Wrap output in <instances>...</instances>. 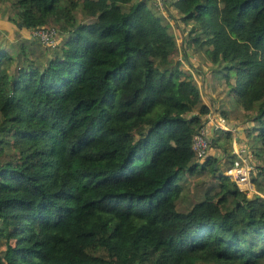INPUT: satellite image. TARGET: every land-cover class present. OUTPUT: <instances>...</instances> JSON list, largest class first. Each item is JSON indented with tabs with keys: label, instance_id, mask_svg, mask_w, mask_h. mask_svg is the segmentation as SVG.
Listing matches in <instances>:
<instances>
[{
	"label": "trees",
	"instance_id": "1",
	"mask_svg": "<svg viewBox=\"0 0 264 264\" xmlns=\"http://www.w3.org/2000/svg\"><path fill=\"white\" fill-rule=\"evenodd\" d=\"M167 1L191 21L181 59L232 78L264 153V0ZM11 4L17 27L66 35L41 59L0 45V264H264V168L245 194L194 160L208 106L151 0ZM206 166L217 188L178 208L180 177Z\"/></svg>",
	"mask_w": 264,
	"mask_h": 264
},
{
	"label": "rangeland",
	"instance_id": "2",
	"mask_svg": "<svg viewBox=\"0 0 264 264\" xmlns=\"http://www.w3.org/2000/svg\"><path fill=\"white\" fill-rule=\"evenodd\" d=\"M164 4H165V0ZM168 1L166 0V3ZM152 3V1H151ZM153 4V3H152ZM154 6V4H153ZM167 6H169L167 4ZM156 8V6H154ZM14 8L11 4V0H0V45H2L3 47L7 48V50L9 52H11L12 55H14L15 51L19 48V45L21 43L25 44V46L27 48H31L30 50H32V55L35 56L39 59L42 58L43 53H47V51L49 50L48 46H45L41 43L38 42V40L36 39V37H34L30 31V28H26V27H17L14 24L13 21V17H14ZM156 10H158V8H156ZM164 13L166 14V20L169 23V30L173 33L175 41H176V48L174 50V54H177L176 56L179 58H184V52L185 54H189L190 48L185 47V49H183V42L185 41V34L187 32V28L189 26V24L191 23V21L187 22V23H183L180 20L177 19L176 14L174 13L175 11H172L169 13V11L167 9H163ZM159 11V10H158ZM160 12V11H159ZM171 14V15H170ZM173 15V16H172ZM77 16H78V12H77ZM52 23L56 26V23H54L52 20H48L47 24ZM66 32L57 29V33H56V37H55V42L60 39L61 37L65 36ZM184 35V36H183ZM191 56V55H188ZM187 56V57H188ZM185 59V58H184ZM189 60H191L192 63L194 64H198V61L196 58H194L193 56L188 58ZM200 62V61H199ZM183 63H186V65L189 66V64L186 61H183ZM203 64V63H202ZM11 66L13 65V63L10 64ZM199 71H205L204 67L199 66ZM211 68V67H208ZM192 72L194 73V75L196 76L197 82L200 86H202V82H201V78L197 75L196 70L192 69ZM220 75L218 76L216 72L211 71L209 72V76H208V80L210 81V83H214L215 81L218 82L220 81ZM205 79V78H204ZM232 80V78H230ZM223 79V90L222 92H224L221 96V101L225 100V96L228 98L229 101V107L231 109H237V110H242L241 106L237 103V101L235 100V97L233 95V93L227 89V85ZM219 94L218 92L214 93V96ZM216 97V96H215ZM218 104V102H216ZM217 111L220 113V115L224 116L225 114H223L224 112L220 109L219 105L216 106ZM236 113L235 111H232L231 114ZM242 113V112H241ZM235 114V116H237L238 120L237 125L239 126L240 130H241V134L243 135V132H245V122L244 120L246 119V115L245 114ZM245 115V116H244ZM249 116V115H248ZM225 117V116H224ZM250 126V125H248ZM249 128V127H248ZM250 132V131H249ZM223 132L220 131V129L218 131H216V135L214 137L215 138V142H219L221 141L220 138L222 137ZM249 136V140L252 137H255L254 135H252V133H247ZM227 141L223 142L224 144L226 143V146L228 147V144L230 145L232 141H234L232 139V137L228 136L227 137ZM230 139V143L229 140ZM222 142V141H221ZM245 143H248V140H244ZM250 149L252 147H254V149L256 148L255 152L253 151L252 153V160H251V164H252V168L250 170V173L253 174L254 169L256 170H261L259 168L263 167L264 168V153L263 151L258 147V145H256L255 143H248ZM211 146V145H210ZM253 150V149H251ZM5 158V156L3 157ZM204 158H202L201 160H196L198 162H201ZM216 162V161H215ZM216 165H218V163H216ZM254 165V167H253ZM219 167V166H217ZM217 172V170H216ZM257 178L259 179L258 181L263 185L264 188V174L263 173H256ZM179 181L182 183L183 186V194H185L184 196L181 197L180 201L178 202L177 207L178 208H185L184 205L185 203H187V199L185 198L187 196V198H192V196L194 194H198L197 196L200 195V193L203 191V189L206 186H210L211 190H215L217 188L216 182L217 179L215 178V176L209 171L208 166H206L203 170L201 171H194L192 173H183L182 176L180 177ZM188 199V200H189ZM2 248V243L0 242V250Z\"/></svg>",
	"mask_w": 264,
	"mask_h": 264
},
{
	"label": "built area",
	"instance_id": "3",
	"mask_svg": "<svg viewBox=\"0 0 264 264\" xmlns=\"http://www.w3.org/2000/svg\"><path fill=\"white\" fill-rule=\"evenodd\" d=\"M151 1L162 14L164 13L163 9H167L163 0ZM163 15L166 16V14ZM30 31L41 44L45 46H52L55 44L57 26H55L54 24L49 23L43 26L30 28ZM184 64L195 80L190 65L188 66L186 65V63ZM198 89L201 95L202 89L200 87H198ZM217 129L224 130L232 134L237 128L233 124L225 121L224 117L220 115L215 107H208L207 110L200 115V122L195 127L191 135L190 146L193 152L194 160H201L208 154V150L210 149L211 145L210 134ZM252 153L253 152L247 147V145H245V143L238 142L235 145L233 144L232 161L229 164L225 165L222 169V172L227 175V177L233 182L235 187L245 194L256 192L253 183L250 180V170L252 168Z\"/></svg>",
	"mask_w": 264,
	"mask_h": 264
},
{
	"label": "crops",
	"instance_id": "4",
	"mask_svg": "<svg viewBox=\"0 0 264 264\" xmlns=\"http://www.w3.org/2000/svg\"><path fill=\"white\" fill-rule=\"evenodd\" d=\"M195 66H196L195 67L196 71H198L197 75L201 78L200 80L202 82V86H200L198 84L196 76L194 75L193 72L192 73H193V75L195 77V82H196L197 86L202 89V94L200 95L202 102H204L208 107L217 108L216 106L219 105L220 109L224 112L223 114H225L224 115L225 117L223 116L225 121H227L230 124H233L237 128V129H235V132L232 133V134L228 133L227 131H224V132H226L227 136H229V137L231 136L232 139L234 140V142L232 141L230 145L228 144V152L229 151L232 152V145L233 144L235 145L238 142L245 143L244 140H248V143H255V144L258 143L257 140L255 139V137H252L249 140V136H247L248 135L247 133H252V135L254 133V131L251 129V125L253 124V121L248 116V115H250L251 111L243 109L242 107H241L242 110H240V111L237 110V109H231L229 107V101H228V98L226 96H225V100H223V101L220 100L222 94L224 93V92H222V90H223V88H222L223 87L222 86L223 85V79H224V81H225V83L227 85V89H229L232 92L231 87H230V81L231 80H228V81L225 80V78L222 75H220V73L216 72L217 75L218 76L220 75V77H221L220 81H218V82L215 81L214 83H210V81L208 80V76H209L210 70L213 71L212 66H209L211 68H208V66L202 64L201 62H198V64H195ZM199 66L204 67L205 71L204 72L203 71H199V68H198ZM216 92H218L219 94L215 95L216 96L215 97L214 93H216ZM216 102H218V104ZM232 111H235L236 113L231 114ZM238 113L239 114L241 113L242 115L243 114L246 115V116L244 115L246 117V119L244 120V122L246 123L245 124L246 129H245V132H243V135L241 134V130H240L239 126L237 125V123H235V122L238 121V120H236L238 118H237V116H235V114H238ZM248 125H250V126H248ZM218 130L219 129L214 130L213 132H211L210 136L211 137L215 136L216 135V131H218ZM220 131H223V130H220ZM218 143L220 145L224 144L221 141H219ZM229 143H230V139H229ZM248 143H245V145H247V147L250 149ZM228 152L227 153L222 152L220 147L211 145L210 149L208 150V154L207 155H211V156L216 157V160H215L216 162L214 163V165H216V163H218V165H216V166H219L218 168L222 172V169L224 168V166L228 164V162L226 160V157H225V155L228 154Z\"/></svg>",
	"mask_w": 264,
	"mask_h": 264
}]
</instances>
